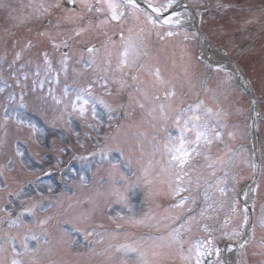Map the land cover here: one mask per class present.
Wrapping results in <instances>:
<instances>
[{
  "label": "rangeland",
  "instance_id": "obj_1",
  "mask_svg": "<svg viewBox=\"0 0 264 264\" xmlns=\"http://www.w3.org/2000/svg\"><path fill=\"white\" fill-rule=\"evenodd\" d=\"M62 1H72L81 6L84 11H79V14H84L86 24L78 26L72 22L70 25V20L61 19L60 14V18L48 29L28 30L27 35L4 42L11 28L46 18L50 8ZM144 1L154 5L168 3V0ZM178 1H186L196 10L212 46L225 51L244 71L253 85L254 97L260 106L257 108L263 154L260 183L252 204L255 237L253 235L254 241L246 249L240 250L236 264H264V0H172V5ZM97 8L103 10L97 11ZM70 11L71 14L74 12L72 8ZM125 16L124 24L127 27L115 31L114 34H118L116 42L109 47L104 44L100 49L89 51L96 44L93 34L100 31L102 42L109 37L112 39V35L107 34L111 33V26L117 23L111 19L107 6L102 2L87 0L85 4L84 0H0V74L14 81L10 88L0 78V123L4 128L8 120L18 125L9 134L3 132V126H0V143L3 138H11L0 145V188L4 187V180L9 178L12 185L9 192L15 194L6 201L0 199V218L9 225L15 223L17 228L13 234L18 238L8 237L7 250L2 249L5 259H0V264H12L14 260L18 264H36L34 262L39 261L44 254L49 253L51 258V252L54 257L60 249L69 250L71 245L73 248L79 247V251L84 253L87 240L85 244H79L77 236L81 233V227L89 229L90 233L95 231L96 238L99 233L92 225L97 223L99 227L105 228L107 224H113L121 227L122 220L146 232V236L136 238L138 241H129L140 246L137 249V264H197L198 260L200 264H225L223 248L230 242L240 240L245 220L242 196L245 184L253 177L255 166L249 98L242 94L239 81L229 70L209 64L206 60L200 64L196 62V47L200 46L196 32L157 23L154 18L156 25L153 29L149 16L140 14L133 6L128 7ZM156 29L158 33L161 30V35L158 43H154L159 53L153 60L161 64L164 62L168 69H175L179 74L187 70L190 79L186 81L191 83L190 92L192 88L196 91L191 76L201 72L200 75L206 77L207 74L198 70L199 67H205L210 72L206 87L214 112L219 114L210 113L205 118L220 132V138L213 139L210 146L201 145V155H194L186 166L188 176L183 182L176 181L174 176L170 177L165 171L168 167V153L164 148L166 142L162 144L158 139L160 136L156 141L154 138L158 131L160 134L164 132L167 141L170 137H177L180 134V129L176 127L178 117L183 123L193 111L203 114L208 108L200 102V109L189 110L186 116L179 115L170 122L168 118H161V106L167 109V102L156 107L152 105L151 98L155 93H160L170 75L175 76L176 73L158 68L160 78L156 80L153 73L157 63L146 66L145 48L136 45L141 43L140 39L147 40V46L151 45ZM173 29H181L182 32L171 36L165 32ZM42 39L44 41L41 42ZM125 48L129 50V63L121 68V53ZM24 60L30 62L29 66L32 67L18 68L17 64ZM140 65L142 69L146 66L142 81L144 85L140 88L135 83L140 89L137 88L132 94L133 101L131 106L128 103L130 107L126 108L125 115L138 113L137 117L135 113L131 116L132 122L144 130L131 133L133 127L130 126L115 132L112 138L117 146L123 144L124 139L120 137L124 133L132 136L126 139V150L119 152L116 146L105 150V138L122 116L119 105L125 101L124 93L134 82L131 72ZM39 73L46 75L45 82L41 83L42 75ZM122 74H126L125 80H120ZM51 77L56 80L52 82ZM34 82L45 84L46 90L55 92L49 97L37 93V90L28 93L30 107L35 110V113H31L21 104L22 96L17 88L24 90ZM66 85L71 86V91ZM182 85L177 92L179 100L173 103L174 106L183 99H195V93L188 96L181 94V90L187 89ZM86 89L89 91H82ZM223 91L225 98H229L230 104H233L231 108L223 99ZM78 94L82 99H76ZM84 100L89 102L84 104ZM81 105L85 108L83 113L80 111ZM120 108H123V104ZM188 135L191 138L193 134ZM16 136L26 138L30 143L22 139L15 145L13 139ZM140 149L152 151L156 160L149 164L146 155L137 156ZM161 159L162 163H159ZM209 164L212 167H208ZM159 165L163 166L160 171ZM114 169L119 170L126 181L129 178V182L135 179L134 182L126 184L118 180ZM5 171L7 179L4 178ZM55 173L62 177V188L51 177ZM24 176L27 181L19 184ZM145 180L149 182L145 183ZM177 184L187 191L174 195ZM205 185L207 200L205 192H201ZM61 190L67 195L63 196L62 202L58 200L53 204L51 213L64 215L61 221L74 219L75 224H78V229L66 226L75 235L73 238L65 236L68 243L61 241L58 234L46 235L45 230L39 234L28 227H21L31 220L33 212L41 214L47 207H52L50 198L60 199L57 196ZM188 193L190 195L186 197ZM164 197L178 200L172 208L163 209L159 206L158 211L155 206ZM182 197L187 199L181 205ZM63 202L77 205L80 208L78 215H75L71 204L68 205L67 213L60 214ZM147 203L150 211L136 220L134 217L140 209L148 207ZM125 228L122 233L102 232L98 239L99 246L109 250L113 242L128 243V234L131 232L128 226ZM149 235L153 238L151 242H148ZM48 236L53 238L52 242H48ZM173 236L176 238L173 239ZM197 248L203 255L197 256ZM36 251L39 254L35 255ZM126 252L115 253L104 264H123L120 259L125 254L126 264H129L128 259H134L129 252L133 251ZM62 256L64 260L61 261L59 256L55 264L72 262V259L66 260L71 257L70 253Z\"/></svg>",
  "mask_w": 264,
  "mask_h": 264
},
{
  "label": "snow or ice",
  "instance_id": "obj_2",
  "mask_svg": "<svg viewBox=\"0 0 264 264\" xmlns=\"http://www.w3.org/2000/svg\"><path fill=\"white\" fill-rule=\"evenodd\" d=\"M85 4H87V0H84ZM98 2H102L104 5L107 6V10L111 14L112 20H120L122 16L124 15V12L121 10L126 5H132L133 7H136L135 0H98ZM89 8L91 5H87ZM172 6V0H168L167 4H160L159 6H153L151 3L149 4V7L152 8L154 12L162 13L164 11H167ZM103 8H97V11H102ZM172 15H176L173 13ZM151 20V17H149ZM107 22V21H105ZM155 23V21H152ZM165 24H168L171 22V17H166L163 21ZM179 23V21H176ZM167 35L171 36L173 33L169 32ZM93 49H89V51H92ZM122 59L120 60V67L123 68V66L127 65L129 63L128 56H129V50L128 48H125L124 52L121 53ZM157 79L160 78L159 76V70H156L155 73ZM82 91H89V90H82ZM168 95H174V93H168ZM77 100L82 99V97L78 94L76 97ZM89 101L84 100V104H87ZM202 104V102H201ZM201 104H197L194 106H190V111L193 109H200ZM75 107V103H74ZM163 108V105L161 106ZM80 111L83 113L85 111V108L83 105L80 106ZM211 113V109H206L203 114H196L195 111H193V114L186 119L183 120V123H181L180 118H177L176 121V127L180 129V134L177 137H170L169 141L164 145L165 151L168 153V167L165 169L169 173V176H174L176 181L183 182L184 178L188 176V172L185 171L186 166L190 164V161L192 160L193 156H199L201 155V145L204 146H210L213 139H219L220 138V132L216 130L215 127H213L208 119L205 117ZM188 134H193L191 138ZM207 158V157H206ZM208 167H212L211 164L208 165ZM147 175V171L145 173ZM190 179V178H189ZM149 181L145 180V183H148ZM197 186H199L197 184ZM209 187L211 185H208ZM187 191L186 188L181 187L179 184H177L176 189L174 190V195H179V193ZM222 191V189H221ZM208 193L207 190H205V199L207 200ZM187 199L186 197H182L180 200V204L182 205ZM193 203H195V199L193 198ZM179 206V205H178ZM203 214V213H201ZM178 235V234H177ZM176 237L173 236V239ZM33 239H36V237H33ZM25 250H27V245H24ZM131 251H136V249H130ZM219 250H217L218 252ZM203 255V253L200 251L199 248H197V256ZM12 264H18V261H13ZM197 264H200L199 260L197 261Z\"/></svg>",
  "mask_w": 264,
  "mask_h": 264
},
{
  "label": "bare ground",
  "instance_id": "obj_3",
  "mask_svg": "<svg viewBox=\"0 0 264 264\" xmlns=\"http://www.w3.org/2000/svg\"><path fill=\"white\" fill-rule=\"evenodd\" d=\"M179 10L180 11L174 12L176 15H172L173 13L169 15V17H171V22L169 24L186 27L191 30L196 20L195 17L191 14L189 10H186V9H179ZM176 21H179V23H177ZM210 48L211 46L209 42L205 39V37H202L201 50H202V54L204 57L208 58L211 56L214 59H218L222 61L228 60L226 56L222 54H218L217 51L213 50L212 48H211L212 50H210ZM252 188L253 186L251 184L247 186L245 188V191L242 197L245 202V209H246V216H245V222H244V227H243V236H242V241H241L242 245H244L249 240V237L251 234L250 231L252 228V223L250 219V214L247 211V205L251 204ZM235 253H236V247L234 246L229 245L226 247V249H224L226 264H235L234 262Z\"/></svg>",
  "mask_w": 264,
  "mask_h": 264
}]
</instances>
